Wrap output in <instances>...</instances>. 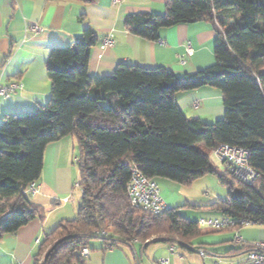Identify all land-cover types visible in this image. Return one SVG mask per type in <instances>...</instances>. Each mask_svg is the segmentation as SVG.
I'll return each mask as SVG.
<instances>
[{
	"label": "trees",
	"instance_id": "obj_1",
	"mask_svg": "<svg viewBox=\"0 0 264 264\" xmlns=\"http://www.w3.org/2000/svg\"><path fill=\"white\" fill-rule=\"evenodd\" d=\"M199 20L216 31L214 61L204 68L177 74L124 62L111 74L92 75L89 56L98 36L86 27L80 39L51 48L48 100L27 113L2 115L0 237L44 218V208L26 190L40 178L49 143L68 135L77 140V213L45 234L34 264H43L52 246L44 264H84L79 251L93 238L112 245L170 237L191 244L200 235L198 220L174 207L154 215L131 206V166L151 179L181 184L215 174L229 185V195L207 207L223 218L264 225V0H165L164 13H129L124 25L157 40L162 27ZM204 86L220 90L224 106V116L208 123L188 118L175 96ZM196 143L211 152L220 143L245 148L256 182L243 183L224 166L218 170Z\"/></svg>",
	"mask_w": 264,
	"mask_h": 264
},
{
	"label": "crops",
	"instance_id": "obj_2",
	"mask_svg": "<svg viewBox=\"0 0 264 264\" xmlns=\"http://www.w3.org/2000/svg\"><path fill=\"white\" fill-rule=\"evenodd\" d=\"M164 12L165 0H94L90 3L83 0H0V83L22 84L9 97L0 96V120L4 113H27L48 100L51 81L47 66L51 48L80 39L86 27H91L98 36L89 56L92 75L111 74L118 63L124 62L144 67L163 66L177 74L192 73L212 64L216 31L208 20L162 27L157 40L141 38L124 25L129 13ZM31 26H37L39 31ZM108 34L112 35L114 43L102 51L99 45ZM187 42L192 46L191 55L185 54ZM175 96L188 118L198 117L208 123L224 116L222 93L216 88L204 86L178 91ZM75 145L74 138L68 135L46 146L42 172L35 182L38 192L31 196H34V203L48 207L47 215L29 221L15 233L0 237V264H34L45 234L60 221L70 219L63 211L67 206L64 199L69 201L75 185L74 160L77 161L78 155ZM162 197L170 207L180 203L207 207L212 203L207 198L196 202L195 196H186L195 199H187L194 201L187 204L186 200L171 193ZM54 213L57 219L50 221ZM204 216L220 218L198 212L197 220ZM230 232L235 235L231 236ZM261 240H264V228L248 225L211 229L208 234L201 233L191 244L185 243L188 246L172 237L157 239L145 246L138 240L112 245L101 238H93L86 247L89 253L84 264H194L197 258L191 256L192 253L202 255L199 261L203 264H244L247 251L254 242ZM242 253L243 257L234 256ZM217 254L225 256L216 259ZM165 258L167 262L163 261Z\"/></svg>",
	"mask_w": 264,
	"mask_h": 264
},
{
	"label": "built area",
	"instance_id": "obj_3",
	"mask_svg": "<svg viewBox=\"0 0 264 264\" xmlns=\"http://www.w3.org/2000/svg\"><path fill=\"white\" fill-rule=\"evenodd\" d=\"M34 31L38 32L37 26H31ZM114 43L111 34L105 36L99 45L102 51L110 48ZM192 46L187 42L185 46V54H192ZM183 56V55H182ZM22 84L19 82H9L6 84L0 83V96L9 97L17 89L21 88ZM213 156L219 161L234 178L246 184H254L258 178V172L252 168L248 162V151L236 145L228 143H220L212 150ZM26 192L34 195L38 192L35 182L29 184ZM126 192L129 198L130 205L152 213L154 215L161 214L170 208V205L163 199L160 194L159 187L154 179L149 178L137 167L131 166L130 178L126 185ZM256 224L252 220L239 219L233 220L230 218H209L199 219L198 224L207 226L210 229L224 228L227 226ZM236 225V226H237ZM99 234L107 235L106 230H100ZM79 253L85 257L88 255V248H82ZM167 262L165 258L163 260ZM244 264H264V240L256 241L252 247L247 251Z\"/></svg>",
	"mask_w": 264,
	"mask_h": 264
},
{
	"label": "rangeland",
	"instance_id": "obj_4",
	"mask_svg": "<svg viewBox=\"0 0 264 264\" xmlns=\"http://www.w3.org/2000/svg\"><path fill=\"white\" fill-rule=\"evenodd\" d=\"M72 137V136H71ZM75 142L77 141L76 138L74 139ZM77 145V142H76ZM76 145H75V152H76ZM197 146L202 147L203 150H205L208 155L210 156V159L212 161V163L214 165H216L218 167V170H223V165L217 161V159L213 156L211 150L207 149L205 146L196 143ZM74 168L75 169V175H74V181H73V185L74 187H72V192L73 195L72 197L69 199V201H67V198L64 199L65 203L67 204L66 208L64 209V213L69 215V218H73L75 217L76 213H77V205H78V201H79V196L81 193V190L79 188V186H77V182L79 180V176H78V167L77 164L74 160ZM76 176V178H75ZM155 181L157 182V185L159 187L160 190V194L162 196L166 195H176L178 198H183L184 200L187 201L188 203H194L195 199L194 198H187L186 196H195L196 197V202L197 201H202L203 199H209L211 202L215 201L216 199L219 198H227L228 197V193H229V185L226 183L221 182L218 177L215 174L212 173H206L204 175H202L201 177L197 178L196 180H194L192 183L190 184H181L179 182L167 179V178H163V177H158L155 179ZM233 192H237L236 189H233ZM32 201H34V196H31ZM187 199H192V200H187ZM185 203V201H183ZM64 203V204H65ZM205 203V202H202ZM50 205V204H48ZM44 210L48 209L47 206H44ZM174 208L176 209V211L181 214V216L186 217L190 220H197L198 218V212L204 213L206 215H211V216H216V217H222V214L220 211L215 210V209H210L207 207H192L183 203L180 204H176L174 205ZM45 215H47L45 213ZM56 213H54V215L52 214V216L50 217V221H54L56 220ZM204 219H207V216L203 217ZM49 221V223H50ZM248 226H260L262 228H264V225L256 223V224H248ZM231 226H227L225 228H230ZM199 229L202 233V235L208 234L209 231L211 230L210 228H208L207 226H202L199 225ZM208 232V233H207ZM200 233V234H201ZM231 236H234L235 233L230 232ZM202 238V237H201ZM233 243V242H231ZM224 253V252H223ZM191 256H195L197 258V261L194 264H203L202 261H199L200 258L203 259V256L198 254V253H192ZM224 254H217L215 256L216 259H221L222 257H224ZM235 257H243V253L242 254H238V255H234ZM209 256H206V258H208ZM194 258V257H193ZM204 258V259H206ZM207 263V261L205 262ZM211 262H208L207 264H209Z\"/></svg>",
	"mask_w": 264,
	"mask_h": 264
},
{
	"label": "water",
	"instance_id": "obj_5",
	"mask_svg": "<svg viewBox=\"0 0 264 264\" xmlns=\"http://www.w3.org/2000/svg\"><path fill=\"white\" fill-rule=\"evenodd\" d=\"M155 240H157V239L152 238V239L148 240L147 242L144 243V246H145L147 243L152 242V241H155ZM179 242H180V241H179ZM180 243H182V242H180ZM182 244L188 246V244H185V243H182ZM53 247H54V246H52L48 251L45 252L44 257H43V264H44V262H45V260H46V258H47V256H48V254H49V253L51 252V250L53 249Z\"/></svg>",
	"mask_w": 264,
	"mask_h": 264
}]
</instances>
